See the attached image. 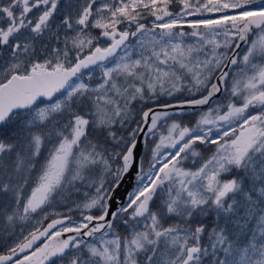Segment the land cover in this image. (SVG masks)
I'll use <instances>...</instances> for the list:
<instances>
[{"label":"snow or ice","instance_id":"1","mask_svg":"<svg viewBox=\"0 0 264 264\" xmlns=\"http://www.w3.org/2000/svg\"><path fill=\"white\" fill-rule=\"evenodd\" d=\"M0 264H264V0H0Z\"/></svg>","mask_w":264,"mask_h":264}]
</instances>
